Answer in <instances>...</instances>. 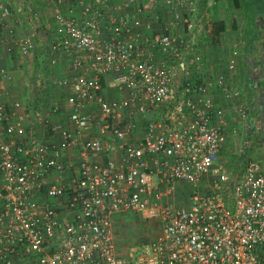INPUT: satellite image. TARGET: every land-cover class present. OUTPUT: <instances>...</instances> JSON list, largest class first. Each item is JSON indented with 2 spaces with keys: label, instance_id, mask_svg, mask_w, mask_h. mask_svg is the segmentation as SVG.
<instances>
[{
  "label": "built area",
  "instance_id": "built-area-1",
  "mask_svg": "<svg viewBox=\"0 0 264 264\" xmlns=\"http://www.w3.org/2000/svg\"><path fill=\"white\" fill-rule=\"evenodd\" d=\"M18 1L21 23L43 24L34 0ZM40 1L53 7L44 26L54 39L30 88L45 89L64 56L69 73L57 84L67 97L52 107L0 100V264H264V161L247 155L239 172L227 169L226 112L214 100L239 98L228 77L239 51L203 79L198 0ZM16 15L0 0L1 19ZM151 23L162 29L143 35ZM33 44L25 35L17 51ZM12 79L0 67V96ZM106 83L129 96L108 99ZM136 109L153 116L133 141L134 119L123 114ZM65 111L68 124L51 121ZM94 124L111 138L91 135ZM41 127L58 140L40 139ZM114 144L119 161H105ZM177 182L189 186L186 206L169 203ZM127 210L161 229L121 254L111 214Z\"/></svg>",
  "mask_w": 264,
  "mask_h": 264
},
{
  "label": "crops",
  "instance_id": "crops-1",
  "mask_svg": "<svg viewBox=\"0 0 264 264\" xmlns=\"http://www.w3.org/2000/svg\"><path fill=\"white\" fill-rule=\"evenodd\" d=\"M257 3V0H254ZM263 2V0H262ZM10 3L14 4L17 15L15 17L10 18H0V67H5L13 74V79L10 83L6 84V90L9 93L8 95H1L0 100L10 102L14 99H20L21 101L26 102L29 99L30 90L27 86L31 76L37 71L39 65H42V61L46 56L43 55L45 53V48L48 44L54 39L53 30L48 29L44 26V23L49 20L53 13V7L50 5H46L40 0H34V8L37 10L39 14V18L41 23L26 26L25 23H21L24 21L23 15L20 13V6H23V3L19 4L18 0H10ZM252 4V2L250 3ZM251 9L254 13L256 10L254 6L251 5ZM228 8V6H227ZM260 10H257L262 15H258V17H264V4L262 7H258ZM131 15L142 16V14L137 11L136 8H133L131 11ZM22 17V18H21ZM17 18V21H16ZM221 19H223L221 17ZM264 19V18H263ZM22 20V21H21ZM247 20V19H246ZM261 20V19H260ZM243 21H245L243 19ZM264 24V20L261 21ZM250 24V22L244 23ZM8 28H14V35L10 37L7 33ZM158 31L162 29L161 26L155 23H151L150 29H144L142 34H148L152 30ZM25 35H31L34 37L33 47L27 55H22L17 51L16 41L20 40ZM247 44L251 41L254 42L255 35L251 34L247 37ZM262 41H264V34L260 37ZM219 41L223 42L222 38ZM225 44H228L227 42ZM224 48L226 45H224ZM251 45H247L245 50H240L239 54L236 56V65L235 68L228 73V77L233 86H235L240 91L239 98L226 100L224 99L220 93L216 94L214 98L216 106L223 108L226 112V120H227V142L223 148V159L224 165L227 169H232L233 164H239L238 160L244 155L245 160L247 158L250 149L256 150L263 157L264 154V45L253 46V49L250 47ZM212 59V58H211ZM206 61L203 65V70L201 73L203 79H206L209 75L213 73H217L221 70H224L225 65L219 66V62L215 66L207 64ZM58 64L49 68L46 72L48 80L50 81L47 85L46 92L47 95L51 99H55L54 101H49L47 104L49 107L57 104L58 102L62 103L65 101L67 97V89L62 88L57 84V80L61 77H66L69 73L68 70V59L64 56L58 58ZM260 64V65H259ZM35 80V77L33 81ZM37 95V94H36ZM52 95V97H51ZM56 95V96H54ZM104 95L108 99L112 98H120V97H128L129 91L120 90L117 87H114L112 83H106L104 87ZM54 96V97H53ZM45 103V102H44ZM240 104L245 105V116L243 118H239V115L236 114V107ZM135 113L130 115L124 112L123 118L127 119L132 117L135 122V127L131 133V138L133 141H137L143 134L145 125L149 119L153 116V111H139V109L134 110ZM152 114L151 117L147 118V114ZM68 111L65 112H52L51 113V121L53 123H61L68 124L67 120ZM235 128L236 132L233 133V129ZM91 135H97L101 138H111L108 132H101L98 128V125L94 124L90 129ZM37 136L42 140H58V135L52 134L48 128L41 127L37 130ZM239 146L241 150V157L239 156L237 159H230L228 157L233 156L234 151H236V147ZM69 154V153H68ZM122 151L118 144H114L112 150L103 156V159L107 161L108 159L119 161L121 157ZM72 156H77L76 152L71 153ZM243 158V159H244ZM244 160V161H245ZM264 161V160H263ZM243 166L244 162H240ZM242 166L238 167L235 170H231L232 174L239 172ZM178 186L184 185L187 190V201L186 205L189 203V186L184 182H177ZM176 186V185H175ZM176 188L174 187V190ZM173 190V192H174ZM185 199V198H184ZM183 198L179 199L182 203L184 202ZM175 194L173 193L170 196L169 203L174 207H179L176 202ZM184 205V206H186ZM127 217V215H129ZM128 218V219H127ZM151 221L153 220V232L150 234H158L161 229V224L156 219H146L142 215L127 210V211H118L111 214V229L112 234L114 236V241L117 247V250H122L118 246L120 244L124 245L128 240L124 239V232H139V229L143 231H148L143 224H141L140 220ZM155 227V228H154ZM145 229V230H144ZM155 231V232H154ZM150 232V231H148ZM147 232V234H148ZM123 233V234H122ZM146 234V235H147ZM127 235V234H125ZM139 243V242H137ZM134 243L133 245H135ZM132 245V246H133ZM127 247V246H126ZM126 247H124L126 249ZM126 251H122L121 254H125Z\"/></svg>",
  "mask_w": 264,
  "mask_h": 264
},
{
  "label": "rangeland",
  "instance_id": "rangeland-1",
  "mask_svg": "<svg viewBox=\"0 0 264 264\" xmlns=\"http://www.w3.org/2000/svg\"><path fill=\"white\" fill-rule=\"evenodd\" d=\"M199 2V7H200V12L202 15V27L203 29L200 31V47H199V52L202 54L203 56V60L207 62V64L209 63V65L211 64V66H215L217 64V62H219V66L222 65L224 66L226 64V61L228 59V57L230 56V54L232 53V51L234 49H238V51L240 50H245L247 45H251V49H253V46H257L259 47V45H264V41H262V39L260 38L262 34H264V24H262V20H264L262 17H258L259 13L257 10H260L258 7L261 6L262 4H264V0L262 2V0H257V3H255V1L252 2V5L254 6V9L256 10L254 13L250 12L251 9V4L247 3L245 0H241V6L240 7H235L234 5H232L230 0H218L216 2H214V0H209L207 2V4L203 5L201 2L202 0H198ZM228 6V8H227ZM260 15H262L260 13ZM221 17L223 18V20L226 23V29L224 32H222L220 34V40L222 38L223 42L221 43V41H219V43L217 45H212L205 36V21H212L214 19H221ZM243 19L245 21H243ZM247 19V20H246ZM261 19V20H260ZM247 22H250V24H244ZM251 34L255 35V38L252 39L254 40L249 42L247 44V36ZM228 44H225V43ZM224 45H226V47L224 48ZM212 58V59H211ZM260 65V64H259ZM40 66L37 69V71H35V73L33 74V76H31V79L29 80V83L27 86L30 90V95H29V99H27V101L29 103H32L34 105L35 102L37 100H39L37 103L45 102V104H47L49 101H54L55 99H51L46 92V89H43L42 91L40 90H31L30 85L35 82V80L38 78V74H40ZM221 66V67H223ZM35 77V80L33 81ZM37 94V95H36ZM56 96V95H54ZM53 96V97H54ZM52 97V95H51ZM32 98V100H31ZM35 99V100H34ZM47 102V103H46ZM60 103V102H58ZM63 103V102H62ZM61 103V104H62ZM152 114H147L146 117L149 118L151 117ZM236 151H234L233 156H230L228 158L232 159H237L240 155H241V150L240 147L237 146L236 147ZM248 155H251L253 158H256L260 161L264 160V154L263 157L261 156V154L259 152H257L256 150L250 149V152L248 153ZM242 156V157H241ZM240 160H238L239 164H233L232 169L231 170H235L237 169L239 166L241 167L242 165L240 164V162H245V156L241 155ZM244 158V159H243ZM175 190H174V194L176 197V202L179 206H184L186 205V201H187V190L185 188L184 185L182 186H178L176 184L175 186ZM184 199V202H180L179 199ZM129 215H127V217H129ZM128 219V218H127ZM141 224L144 225V227L147 228L148 231H143L142 229H139L138 233L137 232H131L129 233L128 231H125L124 233L127 235H123L124 239L128 240V242H126V244L124 243V245L120 244L118 247L122 248V250H119V253H121L122 251H128L129 248L137 242H142V241H147L149 239H151L154 234H150L151 231L153 232V220L151 221H146L141 219L140 220ZM152 226V227H151ZM155 228V227H154ZM148 232V234H147ZM155 232V231H154ZM123 234V233H122ZM147 234V235H146ZM127 246V247H126ZM126 247V249L124 248Z\"/></svg>",
  "mask_w": 264,
  "mask_h": 264
},
{
  "label": "trees",
  "instance_id": "trees-1",
  "mask_svg": "<svg viewBox=\"0 0 264 264\" xmlns=\"http://www.w3.org/2000/svg\"><path fill=\"white\" fill-rule=\"evenodd\" d=\"M209 0H202V4H207ZM218 0H214L216 2ZM232 5L235 7L241 6V0H230ZM247 3H251L254 0H245ZM252 5V4H251ZM252 7V6H251ZM250 12H253L252 10ZM205 36L206 39L212 44L217 45L219 43V37L222 32L226 29V23L223 19H214L212 21H205Z\"/></svg>",
  "mask_w": 264,
  "mask_h": 264
}]
</instances>
